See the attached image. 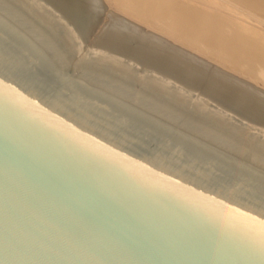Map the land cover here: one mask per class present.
I'll list each match as a JSON object with an SVG mask.
<instances>
[{
  "label": "water",
  "instance_id": "1",
  "mask_svg": "<svg viewBox=\"0 0 264 264\" xmlns=\"http://www.w3.org/2000/svg\"><path fill=\"white\" fill-rule=\"evenodd\" d=\"M0 264H264V169L67 73L0 13Z\"/></svg>",
  "mask_w": 264,
  "mask_h": 264
},
{
  "label": "rangeland",
  "instance_id": "2",
  "mask_svg": "<svg viewBox=\"0 0 264 264\" xmlns=\"http://www.w3.org/2000/svg\"><path fill=\"white\" fill-rule=\"evenodd\" d=\"M0 13L67 73L264 169V88L237 72L109 0H0Z\"/></svg>",
  "mask_w": 264,
  "mask_h": 264
},
{
  "label": "bare ground",
  "instance_id": "3",
  "mask_svg": "<svg viewBox=\"0 0 264 264\" xmlns=\"http://www.w3.org/2000/svg\"><path fill=\"white\" fill-rule=\"evenodd\" d=\"M109 3L119 14L146 24L158 35H166L191 52L237 72L246 82L264 88V0H109ZM154 38L157 40L153 46L164 48L161 37ZM246 82L241 84L248 89Z\"/></svg>",
  "mask_w": 264,
  "mask_h": 264
}]
</instances>
